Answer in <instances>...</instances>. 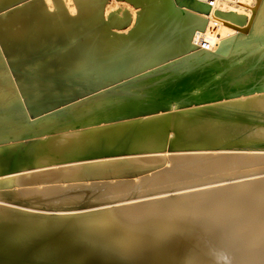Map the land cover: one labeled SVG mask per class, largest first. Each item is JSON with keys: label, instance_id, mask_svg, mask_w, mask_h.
I'll use <instances>...</instances> for the list:
<instances>
[{"label": "bare ground", "instance_id": "1", "mask_svg": "<svg viewBox=\"0 0 264 264\" xmlns=\"http://www.w3.org/2000/svg\"><path fill=\"white\" fill-rule=\"evenodd\" d=\"M38 1L0 0V264H264V177L92 208L264 172V0Z\"/></svg>", "mask_w": 264, "mask_h": 264}, {"label": "rangeland", "instance_id": "2", "mask_svg": "<svg viewBox=\"0 0 264 264\" xmlns=\"http://www.w3.org/2000/svg\"><path fill=\"white\" fill-rule=\"evenodd\" d=\"M61 1H63L65 4H67V5H72L73 4V7H75V2H76V0H61ZM67 1V2H66ZM71 1V2H70ZM94 1H98L97 3H99V4H101V5H103V7L105 8V10H104V14H107V13H111V12H113V11H116L117 13H123L124 12V14H125V18H126V21H125V24H127V28H125V26L126 25H124L123 26V29H122V32H127L129 29H131L132 27H133V25H135V24H137L138 22H144L145 21V19H144V17H145V15L143 16V14H144V11H145V14H146V18L148 19L149 17L150 18H152L155 22H159V23H163V24H166V25H168V23H169V19H170V13H171V11L168 9V8H164L163 6L162 7H158V6H155L154 5V7L152 6V10H150V7H149V5H147L146 6V4H144V2L142 1V0H94ZM162 0H158L157 2H155V4L156 5H159L160 4V2H161ZM38 2H41V3H43V4H45V5H49V4H51V3H53V4H55V0H41V1H38ZM51 2V3H50ZM71 4H70V3ZM253 2V3H252ZM142 3V4H141ZM159 3V4H158ZM105 4V5H104ZM249 4H255V0H251V1H249ZM140 5V6H139ZM142 6H143V9H142ZM117 7L119 8V9H117ZM144 7H145V9H144ZM182 7V6H181ZM116 8V9H115ZM147 8V9H146ZM183 8H184V6H183ZM183 8H180L181 10H184ZM186 9L188 8V7H185ZM122 10V12H121V10ZM119 10V11H118ZM177 10V9H176ZM179 11V10H178ZM151 12V13H150ZM130 16V17H129ZM246 16L249 18L250 17V15L248 16L247 14H246ZM132 17V18H131ZM135 18V22H134V18ZM246 17V18H247ZM247 18V19H248ZM146 19V20H147ZM171 20H172V18H171ZM248 24V22H245V25H247ZM132 25V26H131ZM129 27V28H128ZM125 29V30H124ZM124 30V31H123ZM127 30V31H126ZM230 151V150H229ZM257 151H259V150H249L248 152H257ZM185 153L186 152H189V151H184ZM183 152V153H184ZM204 152H208V153H210V152H215V151H212V150H210V151H204ZM228 152V151H227ZM168 153H170V152H168ZM193 153V152H192ZM167 162V163H166ZM165 163L168 165V166H171L172 165V162H170V161H166ZM171 164H170V163ZM261 173V174H260ZM262 173H264V172H259V173H254V174H252V173H248V174H246V175H243V176H235L234 178L233 177H229V180H228V178H226V180L225 179H222V181L220 180V183L221 184H219V181H215V182H218L217 183V185L218 186H221L222 187V185L224 184L225 186H226V188H225V191H224V187H222V189L220 190V188H218L217 187V190H219V191H217V190H215L216 188V183L215 182H203V183H201L200 185L198 184H196V187H194V185H190V186H187L188 188H186V186H182V187H179V188H177L176 190H172V189H165L164 191V195H163V192H161V194L159 193V192H157L156 194L155 193H150V195L149 194H146V195H148V196H146V195H142V196H137L136 198H137V200L136 201H138V202H135V200L134 199H136L135 197L133 198L132 197V199L128 196L127 198H126V200L127 199H129L130 201H131V203H130V201L128 200V202L127 201H125V199H124V202L125 203H123L122 202V204H121V201H123V200H120V201H117L118 203H115V204H112L113 202H109L108 200H106L104 203H103V205L104 206H102V204H100L99 206L100 207H98V206H94V207H92L93 209H97V208H104V207H110V206H113V205H118V206H127V205H129V204H136V205H138L139 204V202L140 201H142V204H145L144 203V200H146V203H148L149 202V200L150 199H158V198H162L161 200L163 201H161L162 203H164L167 207H171V206H174V205H171L172 204V201H171V203L169 202V200L168 199H166L165 197H168V196H171L173 193H178L180 190V192L181 193H183V192H187V191H193V190H198V189H201L202 188V186L204 187V188H206L207 187V189L209 188V189H213L214 190V192H212V191H209L208 193H210L209 195H213V193L214 194H216V199H217V201H219V199L217 198V196L218 197H220V200L221 199H223L222 197H223V194H221V195H218L220 192H222V190H223V192L222 193H226V189L227 188H230V190L232 191V187H230V186H233V185H231L232 183H233V181L237 184L241 179H243V180H249V178H250V180H252L256 175V177L257 178H254V179H258V178H262V177H264L263 175H262ZM259 174H260V176H259ZM251 175H253V176H251L252 177V179H251V177L250 176ZM255 175V176H254ZM246 178H245V177ZM236 177H238V178H236ZM234 179V180H233ZM235 179H239V181L238 180H236L235 181ZM253 179V180H254ZM225 180V181H224ZM242 180V181H243ZM228 181V182H227ZM242 181H240V182H242ZM232 182V183H231ZM138 183V182H137ZM137 183H135L133 186H137L138 184ZM235 183H234V185H235ZM209 184H210V186H209ZM212 184V185H211ZM213 184H214V186H213ZM227 184H229L228 186H227ZM202 185V186H201ZM139 187V186H138ZM211 187H213V188H211ZM192 188V189H191ZM204 188H202V189H204ZM233 188H235V189H237L236 187H234L233 186ZM239 189V191L237 190V193L238 194H243L244 192H242L241 190H243V189H240V188H238ZM163 191V190H162ZM216 191V192H215ZM228 191V190H227ZM170 192V193H169ZM172 192V193H171ZM179 192V193H180ZM228 192H230V191H228ZM235 192H236V190H235ZM242 192V193H241ZM208 193L206 194V195H208ZM151 194H152V196H151ZM158 194V195H157ZM160 194V195H159ZM229 194V193H228ZM79 196H82L83 195V193H80V194H78ZM156 195H157V197H156ZM162 196V197H161ZM146 197V198H145ZM148 197V198H147ZM228 197H229V195H228ZM227 194H225L224 195V200H226L227 198ZM72 198V197H71ZM71 198H69V196H67L66 197V200H68V199H71ZM140 198V199H139ZM55 199V200H54ZM62 199V200H61ZM153 199H152V201H153ZM51 200H53V201H58V202H62V201H65V202H67L66 200H65V197H63V196H61V197H55V198H51ZM132 200H134L133 202H132ZM140 200V201H139ZM166 200H168V204H170V205H167V203H165V201ZM208 202H209V200L208 199H206ZM206 200H201L202 201V206L204 207V208H206V209H208L207 207H206V205H207V201ZM148 201V202H147ZM204 201H206V202H204ZM216 201V202H217ZM135 202V203H134ZM150 202H151V200H150ZM167 202V201H166ZM214 202V201H213ZM212 202V203H213ZM216 202H214V203H216ZM127 203V204H126ZM211 203V202H210ZM208 204V206L210 207L212 204ZM213 203V204H214ZM217 203H220V202H217ZM107 204V205H106ZM110 206H109V205ZM142 204L139 206L138 205V207L139 208H143V206H142ZM163 204V205H164ZM174 204V203H173ZM205 206H204V205ZM147 205V204H146ZM145 206V205H144ZM219 206V205H218ZM217 206V207H218ZM225 207V209H226V205H224L223 207H220V208H222L221 210H223V208ZM91 207H89L88 209H86L85 208V210L83 209H81L82 211H88V210H90V209H92ZM174 208V207H173ZM205 209V210H206ZM219 209V208H218ZM224 209V210H225ZM37 211V210H36ZM39 212H42V210L40 209V210H38ZM78 211H80V210H77V212ZM76 212V211H75ZM205 212V211H204ZM205 214V213H204ZM209 214V213H208ZM207 213H206V216H208V218L205 216L204 217V215H202L203 217H204V220H206V224H207V226L209 225V224H211L212 222H211V220H212V217H211V214L210 215H208ZM201 216V218H203ZM211 217V219H209ZM201 218H198L197 220H200ZM207 218V219H206ZM202 221H203V219H201ZM200 220V221H201ZM209 221V224L207 223L208 221ZM199 221H196V223H198ZM205 222V221H204ZM204 222H199V224H203V225H200V227L201 228H205V229H207V227H206V224H204ZM211 222V223H210ZM193 223V222H192ZM196 223L194 224L193 223V225H194V227H195V225H196ZM192 225V226H193ZM211 225H209L208 227H210ZM95 242V241H94ZM94 242H88V245H90V246H88L87 245V248L85 249V251L83 252V254H81V253H79V254H77V253H75L74 255H73V257L72 258H74V261H79V259H84L86 262H88V263H90V264H136L138 261H137V259H136V257L134 256V254L133 253H130V252H126V251H124V250H122L121 248V250H118V248L116 249L115 247H117V245H114V244H109L110 245V248L112 247L113 248V246H115L114 247V249L117 251L118 250V252L120 251H123L124 253H122L123 255H127L126 257L125 256H123V258H122V255H121V253L119 252H116L115 250L113 251V249H109V245H107V246H105L104 247V245H102V244H97V243H94ZM90 243V244H89ZM92 245V246H91ZM89 247V248H88ZM105 249H104V248ZM108 247V248H107ZM97 248H99V250L97 249ZM95 249V251H97V252H95V251H93ZM107 249H109L110 251L109 252H107ZM102 250V251H101ZM103 251H105V252H103ZM113 251V252H112ZM115 252V253H114ZM102 253V254H101ZM111 253V254H110ZM77 254V255H76ZM91 254V255H90ZM92 254H93V257H92ZM114 254H115V256H114ZM117 254H119V255H117ZM82 255H83V258H82ZM101 255H102V259H100L101 258ZM106 255V256H105ZM96 256V257H95ZM87 257V258H86ZM125 257V258H124ZM130 257H135V261L132 259H130ZM129 258V259H128ZM99 259V260H98ZM105 260V261H104ZM130 260V261H129ZM108 261V262H107ZM146 262V261H145ZM137 264H148V262L147 263H144V261H139Z\"/></svg>", "mask_w": 264, "mask_h": 264}]
</instances>
